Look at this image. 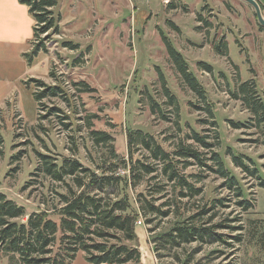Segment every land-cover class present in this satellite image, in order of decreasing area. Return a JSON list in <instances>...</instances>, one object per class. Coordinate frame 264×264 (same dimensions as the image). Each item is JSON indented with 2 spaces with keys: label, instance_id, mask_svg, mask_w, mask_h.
<instances>
[{
  "label": "rangeland",
  "instance_id": "obj_1",
  "mask_svg": "<svg viewBox=\"0 0 264 264\" xmlns=\"http://www.w3.org/2000/svg\"><path fill=\"white\" fill-rule=\"evenodd\" d=\"M239 3L57 0L52 9L56 26L36 40L31 36V15L23 6L25 40L2 49L0 56V192L22 205L27 214L47 209L57 220L53 214L59 203L57 193L66 192L65 182L70 179L57 182L38 171V153L58 164L76 159L101 174L108 165L127 158L128 131L149 133L171 150L182 139L197 146L185 138L194 130L208 135L212 148L199 149L206 155L219 153L252 207L243 210L237 204L240 198L219 174L197 165L187 167L185 173L203 175L195 182L202 191L178 200L168 182L155 203H170L171 214L137 218L141 221L136 222L135 242L140 264H264V188L231 161V154H241L258 165L264 163L263 134L256 127L232 123L252 116L234 96L242 82L248 81L256 97L264 99V26L251 6ZM161 33L201 84L205 102L181 80ZM35 42L42 44L29 66L24 52ZM217 45L225 54L216 51ZM30 78L61 90L37 105L32 92L42 88L36 89L35 81L27 86ZM164 87L176 104H168ZM153 103L158 105L154 111ZM207 105L213 116L201 109ZM93 130L108 133L112 140L97 143L91 137ZM146 154L135 143L134 156ZM116 172L125 175L122 168ZM260 173L264 176L263 168ZM156 183L157 179L149 180L150 186ZM144 188L141 182L127 190L133 205L135 194ZM203 209H208L204 215L190 218ZM183 223L210 227L221 240L171 244L166 234ZM13 263H17L16 255L0 252V264ZM71 264L91 263L80 250Z\"/></svg>",
  "mask_w": 264,
  "mask_h": 264
},
{
  "label": "trees",
  "instance_id": "obj_2",
  "mask_svg": "<svg viewBox=\"0 0 264 264\" xmlns=\"http://www.w3.org/2000/svg\"><path fill=\"white\" fill-rule=\"evenodd\" d=\"M18 2L27 6L34 19V40L56 26L52 9L57 0ZM171 4L172 2H169L170 6ZM161 36L181 80L205 102L204 89L189 71L182 55L163 33ZM41 44L35 42L31 50L24 53L28 64L32 63ZM215 49L218 53L225 54L221 46L217 45ZM200 65L208 70L211 68L204 63ZM30 81H35L36 89L42 88L32 92L37 105L47 96H57L61 90L57 85H46L42 80L33 78L25 81L27 86ZM164 93L168 104H176L175 97L167 87H164ZM234 94L242 100L252 116L246 122H231L236 127H256L264 136V99L256 97L258 95L248 81L242 82ZM153 104L151 107L154 111L158 105ZM201 109L213 116L208 105ZM163 118H166L165 115ZM126 136L127 158H121L119 162L108 165L101 174L83 167L76 159H64L58 164L51 156L38 153V171L57 182H64L67 177L70 179L65 182L66 192L57 193L59 203L53 207V214L57 215L58 219H53L47 209L27 214L22 205L0 192V252L10 256L16 255L17 263L13 264H71L80 250L84 259L91 264H140L141 253L135 244L137 218L146 214L163 218L171 214L170 203H155V200L162 196L168 182L173 185L178 200L200 194L202 189L196 186L195 182L201 180L203 175L185 173L184 170L191 165L219 174L225 179L226 187L233 189L235 196L240 198L237 204L243 210L252 207L251 200L243 197L242 188L237 186L236 177L225 167L219 153L211 152L206 155L199 149L212 148L213 143L208 141V135L193 130L185 135V138L191 139L197 146L182 139L171 150L165 149L149 133L128 131ZM91 137L97 143L112 140L108 133L100 130L91 131ZM135 143L140 144L147 154L135 157ZM262 144L264 145V139ZM231 161L242 171L256 177L259 186L264 188V176L260 173V168L264 169V163L258 165L253 159L241 154H231ZM118 168H122L125 175L117 173ZM154 179H157V183L150 186L149 180ZM141 182L145 184L144 191L135 194L133 205L127 190L135 188ZM156 194H159L158 197ZM221 201L217 199L218 203ZM213 207L214 204L211 208ZM207 211L208 209H203L190 218L202 216ZM166 236L170 238L171 244L176 246L197 239L206 241V238H209L210 242L221 240L220 235L210 227L187 223L173 227Z\"/></svg>",
  "mask_w": 264,
  "mask_h": 264
},
{
  "label": "crops",
  "instance_id": "obj_3",
  "mask_svg": "<svg viewBox=\"0 0 264 264\" xmlns=\"http://www.w3.org/2000/svg\"><path fill=\"white\" fill-rule=\"evenodd\" d=\"M233 1H237L238 4H240L239 2H244L252 7L245 0ZM255 1L260 6L261 14L264 17V0ZM23 6L26 5L20 4L18 0H0V56H2V49L7 50L11 45H19L25 40L26 22L24 20ZM31 19V36L33 38L34 19L32 16ZM28 65L33 66V64Z\"/></svg>",
  "mask_w": 264,
  "mask_h": 264
},
{
  "label": "water",
  "instance_id": "obj_4",
  "mask_svg": "<svg viewBox=\"0 0 264 264\" xmlns=\"http://www.w3.org/2000/svg\"><path fill=\"white\" fill-rule=\"evenodd\" d=\"M141 1L146 2L147 0H141ZM245 1H247L250 5H252L258 22L264 26V17L261 14V9L258 3L255 0H245Z\"/></svg>",
  "mask_w": 264,
  "mask_h": 264
},
{
  "label": "built area",
  "instance_id": "obj_5",
  "mask_svg": "<svg viewBox=\"0 0 264 264\" xmlns=\"http://www.w3.org/2000/svg\"><path fill=\"white\" fill-rule=\"evenodd\" d=\"M138 224H141V221H136Z\"/></svg>",
  "mask_w": 264,
  "mask_h": 264
}]
</instances>
